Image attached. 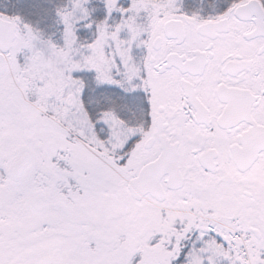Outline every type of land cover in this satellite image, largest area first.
<instances>
[{
  "label": "snow or ice",
  "instance_id": "6c2138e0",
  "mask_svg": "<svg viewBox=\"0 0 264 264\" xmlns=\"http://www.w3.org/2000/svg\"><path fill=\"white\" fill-rule=\"evenodd\" d=\"M0 264H264V0H0Z\"/></svg>",
  "mask_w": 264,
  "mask_h": 264
}]
</instances>
